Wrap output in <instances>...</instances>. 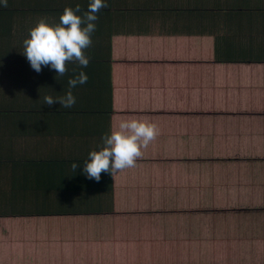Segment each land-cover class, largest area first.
Segmentation results:
<instances>
[{"label": "crops", "instance_id": "0c3cea01", "mask_svg": "<svg viewBox=\"0 0 264 264\" xmlns=\"http://www.w3.org/2000/svg\"><path fill=\"white\" fill-rule=\"evenodd\" d=\"M90 3L0 0V264H264V0H104L87 67L36 72L30 29ZM131 119L155 140L88 179Z\"/></svg>", "mask_w": 264, "mask_h": 264}, {"label": "clouds", "instance_id": "9594fccd", "mask_svg": "<svg viewBox=\"0 0 264 264\" xmlns=\"http://www.w3.org/2000/svg\"><path fill=\"white\" fill-rule=\"evenodd\" d=\"M4 6H7V0H4ZM104 7H107L104 0H91L83 19L76 14L79 11L77 5L75 11L71 7L65 8L59 24L54 26L45 19L39 20L30 29L29 38L23 41L22 54L38 73L42 66H50L57 76L63 77L68 71L66 62H78L80 66L87 67L90 61L83 50L92 44L91 33L95 30L94 21L98 18L96 13ZM82 24L86 26L82 27ZM87 80L88 76L81 71L68 80L69 91L66 95L59 98L46 95L43 97L44 104L51 107L59 103L61 108H72L76 98L71 89ZM158 131L156 124L147 121L131 119L120 122L118 130L113 127L111 134L102 138L100 150L89 152L88 158L84 160L83 174L99 183L102 172L115 177L119 172L135 167L137 159L143 155L142 149L155 140ZM79 167L76 162L71 165L74 172Z\"/></svg>", "mask_w": 264, "mask_h": 264}]
</instances>
